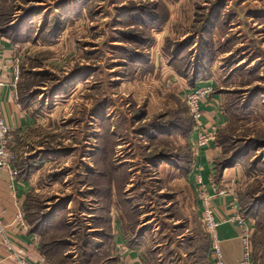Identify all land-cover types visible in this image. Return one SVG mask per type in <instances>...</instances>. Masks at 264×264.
Instances as JSON below:
<instances>
[{
    "label": "rangeland",
    "instance_id": "rangeland-1",
    "mask_svg": "<svg viewBox=\"0 0 264 264\" xmlns=\"http://www.w3.org/2000/svg\"><path fill=\"white\" fill-rule=\"evenodd\" d=\"M26 2L0 0V31L27 42L17 61L20 100L32 105L40 92L48 91L45 106L52 113L33 134L18 138L13 160L26 175L25 153L40 146L53 151L41 171V191L32 192L24 208L27 222L34 219L39 226L41 264H87L95 248L85 247L86 226L95 222L90 218L94 209L108 202L92 194L109 187L113 177L123 206L130 203L123 191L128 179L133 177L135 189L130 201L141 204L147 203L141 188L149 180L156 203L169 202L168 217L182 216L177 225L183 230L171 229L174 220H166L164 229L174 241L183 238L178 245L184 264L202 263V245L192 243L200 228L194 222L187 228L189 215L179 211L174 194L165 197L166 189L157 194L164 170H169L166 180L174 179L191 163L193 123L179 81L180 76L193 77L196 58L203 59L195 70L202 69L198 79L210 75L215 60L222 65L216 92L229 118L214 139L221 150L217 168L240 166L236 194L253 227V260L264 264V0H74L67 12L73 20L61 19V7L59 23L54 17L39 25L44 33L39 41L33 37L42 11L38 7L31 9L34 21L26 28H9ZM175 9L183 16L174 17V32L164 33L161 27ZM240 59L243 63L236 66ZM68 78L67 84L61 82ZM50 205L59 208L43 219ZM162 261L156 256L150 263Z\"/></svg>",
    "mask_w": 264,
    "mask_h": 264
},
{
    "label": "crops",
    "instance_id": "crops-1",
    "mask_svg": "<svg viewBox=\"0 0 264 264\" xmlns=\"http://www.w3.org/2000/svg\"><path fill=\"white\" fill-rule=\"evenodd\" d=\"M73 4L74 0H27L25 4H20L17 13L13 15L14 19L9 23V28L16 30L23 27L26 28L28 24L34 21L31 16L34 13L31 9H36V7H38L42 11L39 14L40 18L38 20V24L36 25L33 37H36L37 41H39L44 35V33L40 31L39 25L48 19V23L51 22L54 17L55 23H59L57 12L61 7L65 6V13H61L62 15H60L61 19L63 20L67 17L69 18V21L73 20L71 19V14L67 13L68 10L72 8ZM182 14L183 12L178 9H175L174 12L170 11L169 18L166 19L167 21L161 27L164 33L165 31L174 32L175 29H173V27H175L177 20V18L174 17H178L180 19L183 16ZM63 35H65V32L61 34V39L63 38ZM0 36L2 40L0 60H2L5 64V68L1 75L6 83L1 91V98L4 102L6 121L13 129L10 148L15 151V149L19 150L17 148L18 145H16L19 143L18 138L20 136H29L30 134H33L32 132L35 129H38L40 124H42L45 120L49 121L50 118H52V113H50L45 106V102H49L48 91H44L43 93L39 90V100H35L32 105H25V103L20 100V86L18 81L20 74L16 82V89H14L11 80L14 69L13 66L17 63L18 57H20L22 53L20 48H24L27 42L24 43V41V44L20 43L21 41L15 40L11 35L9 36L1 31ZM202 60V58H196L195 61H193L191 70V75H193V77L188 76L186 78L191 83V86L188 84V80L183 78L184 76H180L181 78L178 77L182 79V81L177 80L182 88V93L194 89V87H203L210 84L213 85L211 92L208 93V96L201 107V122L203 128L208 130L211 129V126H215L218 129V133L221 127L227 123L229 118L228 114L223 109V97L219 92H216L219 85L218 77L221 75L222 65L218 64L220 61L215 60L214 66L216 64L218 66L216 71L213 70V66L210 75L204 76L203 79H198L202 69L200 67L198 71L195 72V70H197V65H199ZM241 63H243V59H240L236 66L241 65ZM194 73L196 75H194ZM66 80H69V78L63 81L61 80V82L67 84ZM172 80L174 82L176 81L174 78H172ZM73 81L77 82L76 79H73ZM68 82L71 84L74 83L72 80ZM57 83H59V81H56V84ZM77 86L78 85L76 84L72 87L73 91L77 88ZM39 88L45 89L46 86ZM51 94L56 95V91H51ZM41 97L42 100H40ZM195 132L196 131L193 129L188 139V145H190L192 155L191 163L187 171L182 175L176 174L177 177L174 179L171 178L166 180L165 176H169V170H164L165 172L163 175L162 173L160 175L162 178L164 177V181H162L164 184L162 183V186L158 189L157 194H163L165 189V197L167 196L166 193H169V195H171L170 193H172V195L174 194L173 196L175 200L179 202V211L181 213L185 212L186 215H189L187 228H191L192 225H190V223L192 224V222L200 228V235L196 236L192 240V243L194 242L196 245H200L201 243L202 245L203 260L200 264H213L210 256L208 238L200 225L199 212L201 197L203 195L209 196L215 218L219 221L217 226L218 236L225 264H238L243 251V246L241 244V228L235 222L228 221V219L237 214H244V211L241 210V205L238 201V195L236 194L237 183L241 175L240 166L238 163H234L228 167H222V169L219 170L217 165L221 156L220 147L216 145V141L214 139L204 144H200V146L196 145L197 135ZM51 153H53L51 149H48L47 147L43 148L42 146L34 147L32 151L25 153L26 156L24 158L27 159L29 164H27L28 172L26 175L21 173L19 167L13 163L12 166L17 168L19 171L18 175L11 179L15 187V192H12L9 171L7 169L0 168V215L5 223L9 225L8 231L13 234L14 239L27 250V257L31 261H39L42 258L37 234L39 226L37 225V221H34V219L31 220L30 223L27 222L24 208L32 192L37 193L38 191H41L39 189L41 188L39 187L41 184L40 181H42L45 176V174L41 173V171H44L47 167V163L50 162V156H52ZM39 172L41 173V178H39ZM56 174L57 173L54 175ZM173 176L174 170H171L170 177ZM110 181L111 185H109V187L105 186L106 189L104 188L103 190L97 189L96 192L94 191L92 194L94 200L102 203L105 196L107 197L108 202L107 204H104L103 202V207L99 206L97 210L94 209V215L91 214L92 216L90 218L95 222L93 225L87 224L86 226V230L83 235L84 239L87 240L85 247L88 249L91 247L95 248V250L88 253L91 256L88 255L87 264L89 260H97L98 264H102L104 261H107V264H118L119 255H123L131 264H152L150 262L156 256L159 257V261H162L165 255L167 258H165L161 264H165V261H167L168 264H173L174 261H176L177 264H184L185 254L181 251L182 247L178 245L180 241L183 242V238H180L181 236H176V240L174 241V239L171 238L172 234H170L169 237L167 230L164 229L166 228V220H174L171 224L173 225L171 226V229L173 231L183 230L180 224L177 225V223L181 221L182 216L178 219H174L172 215H169L171 218L168 217L167 211L169 210V206L167 205L169 202L165 203V199L163 198L161 199L163 201L156 203V195L154 194V196H152L153 192L149 189V180L145 181L146 187L144 186L145 188H141L142 191H146L144 195V191L141 192V195H143V198H145L147 203L141 204V202H139V204L137 202L135 203L130 201L135 198V189L132 188L134 184L133 177L128 179L123 191L127 193L124 196L126 201H129L130 203H126L124 206L121 204L123 202V197L118 195L116 188L118 185L115 177H113ZM146 188H148V190ZM201 188L203 189V194H200ZM220 189H225L226 192L224 194H220L218 193V190ZM158 196L160 197L161 195ZM96 201L94 202L96 203ZM18 208L23 211V215L25 216L26 229L23 230H21L17 224L13 223L15 218L14 215ZM58 208L59 206L53 205L51 207L50 205L48 208L49 210L44 213L43 219L44 217L51 216ZM183 209L185 210L183 211ZM102 217L107 218L108 221L103 223ZM132 224H135V228H130ZM162 239H164V241ZM174 243L178 247L176 250L173 248ZM5 255V251L0 249V257H4V259L0 261V264H14L13 260ZM49 263L54 264L52 260H49ZM253 264H256L255 260H253Z\"/></svg>",
    "mask_w": 264,
    "mask_h": 264
},
{
    "label": "built area",
    "instance_id": "built-area-1",
    "mask_svg": "<svg viewBox=\"0 0 264 264\" xmlns=\"http://www.w3.org/2000/svg\"><path fill=\"white\" fill-rule=\"evenodd\" d=\"M1 41L2 40L0 36V48L2 46ZM13 67L14 69L11 83L13 84L14 89H16V82L19 77V66L17 65V63H15ZM4 68L5 64L2 62V60H0V168L7 169L9 171L11 177L10 184L12 192H15V187L11 179L14 176L18 175L19 171L17 168L12 166L15 157L14 151L10 148L12 143L13 129L8 125L6 121L4 102L1 98V91L6 85L1 75ZM212 88V84L203 87L198 86L184 93L188 112H190L191 120L193 123V129L196 131V145L198 146L215 139L218 130L215 126H211L210 130L205 129L203 128L201 122V107L203 102L207 98L208 93L211 92ZM225 192V189L218 190V193L220 194H224ZM200 194H203L202 188L200 189ZM199 212L200 225L201 228H203L210 245L211 260L213 261V264H225L220 239L218 236L217 226L219 224V221L215 218L209 196L203 195L201 197L199 203ZM14 216L15 218L13 223L17 224L21 230L26 229V221L25 216L23 215V211L18 208ZM228 221L235 222L241 228V244L243 246V251L238 264H253L251 244V234L253 231V227H251V223L241 214L230 217ZM8 227L9 225L5 223L0 215V249L5 251V256L10 257L13 260L14 264H41L42 258L39 261H31L30 259H28L27 250L14 239L13 234L8 231ZM3 259L4 257H0V261H2ZM118 259V264H131L123 255H119Z\"/></svg>",
    "mask_w": 264,
    "mask_h": 264
},
{
    "label": "trees",
    "instance_id": "trees-1",
    "mask_svg": "<svg viewBox=\"0 0 264 264\" xmlns=\"http://www.w3.org/2000/svg\"><path fill=\"white\" fill-rule=\"evenodd\" d=\"M223 167H228V165L227 164H225V165H223ZM98 189H102V188H98ZM96 190H97V188H96ZM243 216H244V214H243ZM245 217V216H244Z\"/></svg>",
    "mask_w": 264,
    "mask_h": 264
}]
</instances>
